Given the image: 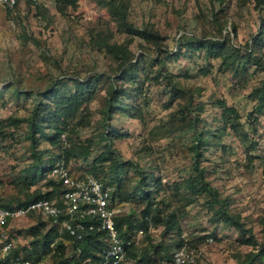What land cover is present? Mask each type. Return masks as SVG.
<instances>
[{
    "label": "rangeland",
    "instance_id": "obj_1",
    "mask_svg": "<svg viewBox=\"0 0 264 264\" xmlns=\"http://www.w3.org/2000/svg\"><path fill=\"white\" fill-rule=\"evenodd\" d=\"M124 1L127 21L156 34V41L119 32L97 0H38L0 10L3 200L17 204L55 191L47 173L35 174L33 156L45 163L58 148L40 139L32 148L27 123L39 101L45 109L51 106L52 96L43 97L45 93L55 88L67 95L73 90L71 79L93 78L92 96L65 128L69 146L89 144L90 155L86 160L68 156L66 164L78 175L98 170L96 177L112 187L117 217L132 214L133 224L145 206L139 181L145 178L155 190L150 226L145 232L131 231L137 256L127 260L167 264L171 252L185 243L201 252L194 264H264V109L257 108L256 97V91L264 93V6L253 0ZM192 37L223 40L227 57L233 49L236 57L222 62L189 48ZM253 37L258 40L251 45ZM104 44L127 48L135 66H121ZM247 51L261 68L244 61ZM121 71L132 80H120ZM115 88L122 92L106 120ZM230 109L236 118L228 121L227 115L235 116L226 111ZM108 131L118 135L110 147L116 168L109 159L95 160L105 150L100 135ZM194 163L204 169L217 204L205 193L186 189ZM58 195L56 190L42 198ZM219 206L237 219L241 230L217 220ZM16 225L23 228L26 221ZM47 229L45 225L41 234ZM45 255L44 264H54L53 249Z\"/></svg>",
    "mask_w": 264,
    "mask_h": 264
},
{
    "label": "trees",
    "instance_id": "obj_2",
    "mask_svg": "<svg viewBox=\"0 0 264 264\" xmlns=\"http://www.w3.org/2000/svg\"><path fill=\"white\" fill-rule=\"evenodd\" d=\"M97 1L105 5L109 18L114 21L115 27L119 32H124L128 35L138 36L146 42H152L158 39L156 34L149 32L144 28H137L127 21V4L124 0ZM253 1L256 6H264V0ZM252 39L253 40L251 45L255 44V42H257L258 40L257 38L255 39V37H253ZM251 45H249L248 48H250ZM102 47L105 49L106 53L110 54L114 59L118 60L121 66L127 64L129 70H131L135 66V62L131 63L130 58H128L129 54L127 48L114 44H104ZM188 47L196 50H204L205 55L210 56L212 58H220L222 62H225L227 58L229 59V57L230 59L236 57L234 49L231 51V53H229V57H227L228 51L226 52V43L223 40L219 39L202 41V39L192 37L191 41L188 44ZM250 60L253 61L257 67H262L261 64L258 63L255 58H253L252 51H247V53H245L244 61L247 63ZM162 63L163 62L160 61V65H162ZM119 79L124 81H130L132 80V76L129 74H125L124 71H121ZM71 81L73 82V90L67 95H59L58 90H56L55 88L45 93L43 97L47 98L49 96H52L51 106L45 109L42 105L43 102L39 101V106L37 107V110L27 123L30 128L29 140L32 144V148H35L37 140L40 139L42 141L50 143L51 145L57 146L59 152L56 156L49 158L45 163L41 161L39 156L32 155L36 159V165H34L35 174L39 175L40 177H43L48 172L49 168L57 160L62 159L66 163L68 156L81 157L83 160H86L90 155L89 144L86 146L71 144L69 146L70 142L69 139H67L66 137L65 128H67L69 123L77 117L78 112L81 111L80 107L92 96L95 87V82L93 81V78H90L86 81H77V79H71ZM119 92H122V90H117L116 88L111 92V95L107 102L108 107L105 111L106 120L110 118L111 111L113 110V108H111V105L117 102V96ZM256 93V97L258 100L257 108L264 109V93L262 91H256ZM51 108L52 111L50 110ZM226 111L229 114L233 113L235 115L232 117L227 115V118H225L228 121H231L236 118L234 110L230 109ZM11 123H15V121L12 120ZM44 127L52 128V132L46 134L43 131ZM108 132V134L101 133L100 135L101 138L104 140L105 150L103 153H100L95 158V160L101 161L102 159H109V165H111L113 168H116L119 163L115 159L112 160L110 147L112 139H118V135L113 134L110 131ZM61 134L65 135V146L59 140V136ZM198 138L199 136L197 137V139ZM198 142L200 143L199 139ZM192 149L196 150L197 147L192 146ZM192 167L194 174L190 175L186 180V189L190 190L192 193H205L209 196V198L214 204H217L218 201L216 191L212 189L209 184L204 180V169L199 168L197 163H194ZM86 173H90L91 175L96 177V173H98V170L92 168L89 170V172ZM52 181L54 182L52 184H54L53 188L55 191L46 192L44 194H35L29 200L19 202L17 204L10 202L8 203L6 201L4 203L3 201V203H1V206L4 208H11L14 205L21 206L26 204L27 202L41 199L42 197L49 198L53 193L56 192V190L59 191L58 183H56L54 180ZM155 181H158V179H155ZM138 185L141 191L140 201L144 202L145 204L141 211V220L137 221L136 224H133L134 222L132 219V214H126L124 216L116 217L114 220L118 236L123 240H131V231L134 229L143 230V232L147 230V217L151 211V208L153 207L154 200L152 196L155 194V190H150L149 186L145 181V178L141 179ZM143 187H145V190L143 189ZM120 195L123 199L126 196L125 194ZM114 197V192H112V201L115 200ZM214 213L217 217V220L223 222L226 225L234 226L239 230L242 229L241 224L237 221V219L232 216H229L221 206L217 207ZM151 219L155 223L159 221L155 218ZM168 223V219L164 221L165 226H167ZM45 225H47L46 222L37 221L35 225L17 232L18 235L24 237L25 239H27L26 236L28 235H30V238H32L31 241H27V246L21 247L19 249L25 259L36 260L42 255H45L46 252L53 249V254L55 256L54 264H102L103 253L106 248V242L104 240V234L97 228V224H94V227L91 231L85 232L83 239L81 240V242L78 243L81 249V253L78 255V257L72 258V263H68L67 259L64 257L65 245L63 244L62 240L57 238L58 234L54 227H49V229H47L44 233L41 234V230L42 228H45ZM171 225H174V223H172ZM39 235L40 237L37 238ZM66 238L67 235L62 234V239L65 240ZM16 252L17 251H15V253ZM126 254L128 260H136L135 258L137 255L133 250V246L126 249Z\"/></svg>",
    "mask_w": 264,
    "mask_h": 264
},
{
    "label": "built area",
    "instance_id": "obj_3",
    "mask_svg": "<svg viewBox=\"0 0 264 264\" xmlns=\"http://www.w3.org/2000/svg\"><path fill=\"white\" fill-rule=\"evenodd\" d=\"M20 3L35 5L38 0H0V10L16 8ZM59 140L65 146L64 134L59 136ZM47 176L59 185L57 198H41L21 206L4 208L1 206L4 200L0 194V264H44L46 255L28 260L19 250L27 246V239L17 232L35 225L37 221H44L56 229L57 238L65 245L64 257L68 263H72V258L81 253L78 243L85 232L91 231L97 224L106 242L102 264H131L127 260L126 249L136 245L137 241L123 240L118 236L114 221L118 210L112 201V187L90 173L74 174L62 159L49 168ZM21 220L26 221V225L23 228L16 227ZM62 234L67 235L65 240ZM205 241L211 244L212 238L208 237ZM200 254V250L184 243L171 252L167 264H194Z\"/></svg>",
    "mask_w": 264,
    "mask_h": 264
}]
</instances>
